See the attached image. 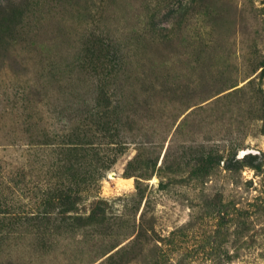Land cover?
I'll return each mask as SVG.
<instances>
[{
    "label": "rangeland",
    "instance_id": "374dc122",
    "mask_svg": "<svg viewBox=\"0 0 264 264\" xmlns=\"http://www.w3.org/2000/svg\"><path fill=\"white\" fill-rule=\"evenodd\" d=\"M0 201V264H264V0H0Z\"/></svg>",
    "mask_w": 264,
    "mask_h": 264
},
{
    "label": "trees",
    "instance_id": "16d2710c",
    "mask_svg": "<svg viewBox=\"0 0 264 264\" xmlns=\"http://www.w3.org/2000/svg\"><path fill=\"white\" fill-rule=\"evenodd\" d=\"M98 49H100V51L108 50L109 53L102 54L101 56H99V54H98L97 59L102 58V56H103V59L106 60V58H108L109 56H113V54H115V49L111 48L110 45H106V48H105L103 46V43L102 44L99 43L98 48L97 49L95 48L94 52L91 54L94 58H96V56L94 54L98 51ZM110 51H112V55L110 54ZM91 52H92V50H91ZM91 150H93V149H91ZM114 163H115V157L112 160H110L107 165L105 164V166H103V168L109 169V168H111V166ZM214 165H215V160L212 158H209L206 165H205V167H206L205 171L208 173L214 167ZM61 195H63V193H61L60 195H55L53 197V201L55 199L58 201L62 200L61 205H66L68 207L67 208L68 211L74 210L76 207L75 203L77 201V197L72 196L71 193L66 195L65 197L61 196ZM52 203L53 202L51 201L50 204L52 205ZM51 205H50V207H51ZM46 212H48V211H45L44 213H40V212L39 213H37V212L26 213V212L21 211V210L16 211V206L13 202L7 203V202L0 201V241L3 239H6L8 237V234L11 233V230L5 229L6 226L4 225L3 220H11L12 221L13 219L14 220L19 219L22 222V224H25L29 221V218L31 217L30 219H32V220H37L38 218H40L39 220H41V218H43L42 220L45 221V217L48 215ZM1 216H3V217H1ZM41 216H44V217H41ZM42 220L41 221L37 220L36 225H38L40 227L41 224L43 223ZM6 233H8L7 236L5 235Z\"/></svg>",
    "mask_w": 264,
    "mask_h": 264
}]
</instances>
